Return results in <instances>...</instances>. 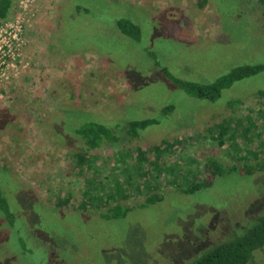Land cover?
I'll list each match as a JSON object with an SVG mask.
<instances>
[{
	"label": "rangeland",
	"instance_id": "374dc122",
	"mask_svg": "<svg viewBox=\"0 0 264 264\" xmlns=\"http://www.w3.org/2000/svg\"><path fill=\"white\" fill-rule=\"evenodd\" d=\"M32 12L20 72L0 85V186L14 214L0 208V264H188L264 212V170L246 166L264 160V70L215 101L174 79L211 82L264 63L257 0H36ZM118 16L140 25V40L116 32ZM145 118L156 121L128 133ZM89 121L119 137L88 149L99 178L78 161L86 144L76 129ZM120 153L129 175L166 170L119 196L132 210L107 220L100 214L114 201L89 197L100 193L93 182L125 180L113 167ZM213 162L212 183L183 192L208 181ZM249 264H264V247Z\"/></svg>",
	"mask_w": 264,
	"mask_h": 264
},
{
	"label": "trees",
	"instance_id": "16d2710c",
	"mask_svg": "<svg viewBox=\"0 0 264 264\" xmlns=\"http://www.w3.org/2000/svg\"><path fill=\"white\" fill-rule=\"evenodd\" d=\"M14 1L15 0H0V20L9 19L14 15ZM257 2L264 12V0H257ZM81 5L82 4L80 3L76 6L77 11H81V9L87 11L88 7L84 5L82 7ZM115 26L116 32L120 31L125 36L131 37L135 40L141 39L142 29L140 25L135 23L131 18L118 16L115 20ZM263 70L264 63L240 64L233 67L227 73L219 76L217 79L211 82L200 83L198 81H185L183 78L179 77H175L174 79L176 83H178L182 88L186 89V91L194 95V97L215 101L221 96L222 91L225 88L230 87L235 81ZM257 93L260 97L264 98V89L257 91ZM166 108H171V106H166L165 109ZM4 114L5 113L3 111H0V123L3 122ZM155 121L156 120L154 118L131 120L128 124V133H130L133 137H138L139 132L142 128L148 126L151 123H154ZM221 131L224 132L223 128ZM76 132L83 138L84 143L86 144L84 152L77 154L79 164H86L89 165V167L92 166L91 162L100 158L97 153L92 154L88 149H96L104 141H117L119 139V137L114 133L112 127L97 121H89L85 124H82L76 129ZM222 143L223 140L221 141V144ZM138 149L139 151L142 150V153L145 154V151L143 149ZM149 150L151 151L153 150V148H150ZM255 152L256 151H254L253 154H256ZM119 156V159L116 161L113 167L114 170L119 169L122 172L121 174L125 175V180L120 181V178L116 177V179L110 181V183L102 181H100L99 183L93 182L94 184H96V189L99 190L100 193L97 195L94 194V196L89 197L92 200L95 198L98 204H103L107 201L108 203L114 201V203L107 208L106 212H102L100 214L104 219L107 220L125 217L127 213L132 210V208L128 204H123L117 201L119 196L128 197L127 195H131L132 192L134 193L135 191H143V188H145L146 186L148 187L152 181L155 184H158V182H156L157 178L160 177L162 172L166 170L162 165H159L158 173L154 175L153 171L155 169L153 168L148 172V174L147 171H143V167L139 165V168L135 172V176H133L134 174L129 175V173L132 172L131 167H133V165H131L132 163H128L130 162L128 160L129 155L127 153H120ZM136 158L139 159L137 155ZM214 163L215 162L210 165H205V170L209 172L208 174H210V176L212 175L211 170ZM246 166L248 171H251V169L255 171L264 170V160L256 164H246ZM100 167L98 164L92 166V168H94V176L97 178H99V170L101 169ZM220 172H223V170H221ZM142 173L148 175L144 177L142 176ZM136 176L140 177L143 182H141L140 178L139 182L133 180ZM213 179L214 176H211L208 181L201 180L197 184H191L183 189V192H186L187 194H194L198 189L211 184ZM159 198H162V196L155 195L148 197L147 203H155ZM91 199H89L90 201L88 200V202H90L89 205L93 203ZM84 204L87 203L84 202ZM0 208L4 213L8 215L9 219L14 218V214L11 211L9 201L4 195V191L2 190L1 186ZM263 247L264 212L249 220L247 224H245L240 228V230L236 231L235 234L229 236L227 239L199 251V253H197L193 258L190 259L191 261L188 264H249L253 260L256 250L262 249Z\"/></svg>",
	"mask_w": 264,
	"mask_h": 264
},
{
	"label": "built area",
	"instance_id": "2783aa9c",
	"mask_svg": "<svg viewBox=\"0 0 264 264\" xmlns=\"http://www.w3.org/2000/svg\"><path fill=\"white\" fill-rule=\"evenodd\" d=\"M36 0H18L15 15L0 20V85H7L20 72L29 43L26 29Z\"/></svg>",
	"mask_w": 264,
	"mask_h": 264
}]
</instances>
